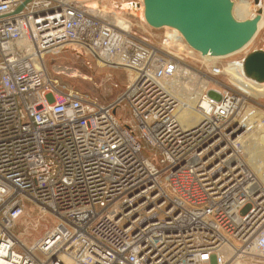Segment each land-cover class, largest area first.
Segmentation results:
<instances>
[{"label": "built area", "instance_id": "1", "mask_svg": "<svg viewBox=\"0 0 264 264\" xmlns=\"http://www.w3.org/2000/svg\"><path fill=\"white\" fill-rule=\"evenodd\" d=\"M23 1L0 0V264H264V163L245 154L264 142V95L229 78L249 79L257 48L224 64L173 28L150 41L142 0L11 14ZM65 50L123 70L125 88L104 102L52 78L44 56ZM27 202L51 217L31 243L14 231Z\"/></svg>", "mask_w": 264, "mask_h": 264}, {"label": "water", "instance_id": "2", "mask_svg": "<svg viewBox=\"0 0 264 264\" xmlns=\"http://www.w3.org/2000/svg\"><path fill=\"white\" fill-rule=\"evenodd\" d=\"M252 1L257 6L254 13L238 19L233 14L234 0H142L143 17L151 29L173 28L196 52L221 57L237 52L254 38L262 9L259 0ZM243 67L247 77L264 82V50L249 52Z\"/></svg>", "mask_w": 264, "mask_h": 264}, {"label": "rangeland", "instance_id": "3", "mask_svg": "<svg viewBox=\"0 0 264 264\" xmlns=\"http://www.w3.org/2000/svg\"><path fill=\"white\" fill-rule=\"evenodd\" d=\"M112 1L119 3L121 0H98V3L100 5L104 4L106 5V7L109 8L113 6ZM246 1H248L252 6H255L252 0ZM93 2H95V0H93ZM235 2H239V0H235ZM233 14L238 19L246 18L251 15V13L249 14L245 11L239 10L237 5L235 9H233ZM134 24L138 25L135 20ZM135 31L138 34L145 35L150 41H158V38H160L163 33V29H151V31L149 32L150 34L148 35L144 33L145 31L142 30L140 27H135ZM263 42L264 26L255 35L248 47L250 48V50H253L255 48L260 49L262 47ZM239 56V53L231 55L227 58H224L223 62L225 64L226 62L231 61L232 59H235ZM44 63L46 65L49 75L52 78H57L60 83L72 85L81 91L87 92L89 95L98 98L100 101L106 102L114 99L119 93L122 92V90L126 86V74L123 70L100 66L97 64L94 57L92 56H76L72 51L65 50L58 54L46 53L44 56ZM54 64H59L63 66L66 65L67 67L78 69L83 74L89 76V79L82 80L79 77H68L65 74L56 75L52 70V66ZM261 101L264 103V98H262ZM117 116L120 121H123L125 118L124 115ZM245 149H248L249 152L252 153L253 159L250 162L253 164V167L258 171L264 163V142L258 143L252 141L249 138L248 142L245 144ZM146 151L147 152L145 154H149L150 151ZM49 226H51V217L48 214L39 213L37 210L34 209L32 204L27 202L25 204L24 213L17 222V227H15L14 231L18 233L19 236L22 237L27 243H31L35 240L36 237L42 235V233Z\"/></svg>", "mask_w": 264, "mask_h": 264}, {"label": "bare ground", "instance_id": "4", "mask_svg": "<svg viewBox=\"0 0 264 264\" xmlns=\"http://www.w3.org/2000/svg\"><path fill=\"white\" fill-rule=\"evenodd\" d=\"M87 3H88V5H90L92 7H97L98 6V2L96 0H95V2H93V0H89V1H87ZM112 3H113V6H111L109 8H110V10L112 9L115 12H119V11L124 10L126 8L125 4L124 5H120V6L118 5V7H116L114 2H112ZM261 3H260V7L262 9V13H261V19L258 22L257 32H259V30L261 29L262 25L264 24V0H262ZM236 5H237L239 10L245 11L246 13H249V14L251 13V15L254 13L255 9L257 8V6H252L246 0H239V2H235V0H234L233 9H235ZM136 14H137V16H140V18H142L143 21H144L143 5H142V9H140V8L137 9ZM164 28H166L167 34L173 35V30L172 29H169V27H166V26ZM257 32H256V34H257ZM255 35H254V37H255ZM251 41H249V42H251ZM232 54H229V55H232ZM229 55L221 56V57L224 58V57H228ZM204 56L216 58L215 56H211L210 54H206ZM59 69H62L65 73H67L68 77L69 76L70 77H74V78L79 77L82 80L89 79V76H87L86 74H83L78 69H75V68H69V69L59 68ZM229 70H230V73H231L229 78L231 79V78L234 77V78L240 79L241 85H244V87L246 88V90H248V92H250V93H252L254 95H261V96L264 95V82H256V81H254V80H252L250 78L249 79L244 78V77L238 75L233 68H229ZM203 84H204V82H203ZM188 104H189V106L194 104L193 98H190V97L188 98ZM180 117L186 118V122L189 123V124L190 123H194L197 120V114L194 111H192V109H190V107H188V109H185V110L181 111ZM259 152H261V151H259ZM245 154H246V157H247V159L249 161H251L253 159V155H252L251 152H249L248 149H245Z\"/></svg>", "mask_w": 264, "mask_h": 264}]
</instances>
